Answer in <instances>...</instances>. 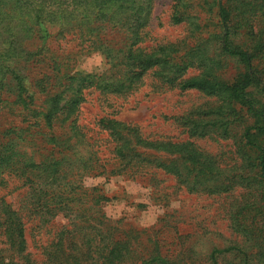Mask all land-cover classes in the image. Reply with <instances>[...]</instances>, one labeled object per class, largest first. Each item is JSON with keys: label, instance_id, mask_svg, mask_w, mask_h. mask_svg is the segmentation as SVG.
Segmentation results:
<instances>
[{"label": "trees", "instance_id": "trees-1", "mask_svg": "<svg viewBox=\"0 0 264 264\" xmlns=\"http://www.w3.org/2000/svg\"><path fill=\"white\" fill-rule=\"evenodd\" d=\"M152 8L153 0H0V187L14 178L23 188L20 209L0 200V264H187L159 252L138 256L106 236L102 207L114 196L105 186L116 176L155 168L208 194L264 189V0H172L170 23L188 35L147 47ZM95 53L105 70L77 68ZM149 73L216 100L174 117L188 139L154 138L114 116L97 128L82 120L88 93L124 96ZM210 135L234 139L239 165L222 166L193 140ZM98 177L106 182L87 183ZM250 191L252 202L230 216L242 241L215 249L207 264L227 253L233 264H264V232L248 223L263 215L264 190ZM61 214L71 224L37 259L29 230ZM251 243L258 250L249 254Z\"/></svg>", "mask_w": 264, "mask_h": 264}, {"label": "rangeland", "instance_id": "rangeland-1", "mask_svg": "<svg viewBox=\"0 0 264 264\" xmlns=\"http://www.w3.org/2000/svg\"><path fill=\"white\" fill-rule=\"evenodd\" d=\"M171 6L172 0H153L145 46L174 43L188 35L184 24L170 23ZM77 68L82 71H103L107 65L104 56L95 53L79 58ZM215 106V99L199 91L182 92L161 84L149 73L138 90L124 96L102 95L96 91L88 93L81 108V118L89 128H97L98 119L114 116L138 125L143 133L151 137L184 141L188 139L187 133L174 117L200 107ZM240 130L241 127L233 128L232 134ZM193 140L222 166L239 165L233 138L210 135ZM244 179L240 182L245 185L251 181ZM105 182L102 177L87 179L88 184ZM106 183L105 188L114 196L112 201L102 207V213L106 215V219L102 220L106 236L109 238L113 234L114 238L129 242L138 256L148 257L159 252L169 259L184 260L187 264H207L215 249H224L236 241L241 242V236L231 227L230 216L242 200L253 199L254 194L250 190H257L258 195L264 190L253 184L251 188L238 187L220 194L193 191L173 174L155 168L147 174L116 176ZM22 191L19 180L13 178L7 188L0 187V200L5 196L14 209H20ZM258 201H261V196ZM259 212L263 215H258L256 222L250 220L248 223L250 228L258 224L256 228L264 232V207ZM72 218L61 214L50 223L35 222L41 226L37 229L31 227L28 239L30 251L36 254L37 259H43L44 247L63 227L71 224ZM253 246L251 243L246 247L249 254L257 252L258 249ZM235 259L238 263L239 259ZM218 262L233 264V256L230 253L222 254Z\"/></svg>", "mask_w": 264, "mask_h": 264}]
</instances>
